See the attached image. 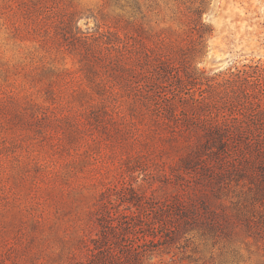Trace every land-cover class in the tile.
<instances>
[{
    "label": "rangeland",
    "instance_id": "1",
    "mask_svg": "<svg viewBox=\"0 0 264 264\" xmlns=\"http://www.w3.org/2000/svg\"><path fill=\"white\" fill-rule=\"evenodd\" d=\"M237 71L263 105L264 0H0V264L86 262L109 217L126 264H264L254 157L233 147L178 174L203 140L156 113Z\"/></svg>",
    "mask_w": 264,
    "mask_h": 264
},
{
    "label": "trees",
    "instance_id": "2",
    "mask_svg": "<svg viewBox=\"0 0 264 264\" xmlns=\"http://www.w3.org/2000/svg\"><path fill=\"white\" fill-rule=\"evenodd\" d=\"M194 26H196L195 23ZM144 58L145 60H154L157 62V66L163 64L160 59L155 57L151 59V55L146 53ZM165 63L169 66V69L174 70V79L182 83V77L177 74L178 68L176 67L174 69L175 65L173 59H167ZM125 66H122V69H127ZM256 72L257 70L254 71L253 74ZM184 78L187 85H189L188 80L191 79L192 76L185 73ZM250 78H253V76L247 75L244 71H237L236 73H230L229 76L223 78L220 83L215 85L206 84V89L200 90L196 98L192 94L188 95V102H190L188 103V108L184 106L186 101L180 98L178 103H180L182 110L179 114H175V111H172L176 108V104L170 103L173 99H160L156 109L158 116L172 112V118L175 119L176 122H180L179 124L184 129L183 131H187L188 133L192 132L203 140L180 160V164H178V174L189 175V171H197L201 163L207 162V165L200 169L201 174L205 175V173L211 172V169L216 166L214 161L216 163L219 161L217 158L220 157V154L227 153L233 147L241 148L242 159L244 161L249 160L250 157H254L255 165L252 166L250 164L248 166L246 164L251 174L254 173L256 176V171L262 172V174L264 173V104H260V100L255 97L256 94L254 96L247 91V84H253V82L249 80ZM258 78H260V76H257L254 81L256 82L257 94L262 95L264 98ZM210 81L212 82V80ZM183 90H185L184 95L191 93L189 92V88H183ZM181 115V119H178ZM237 166L239 169L242 168L239 164ZM123 173L129 177L128 166L124 167ZM133 198H138V202L143 210L145 209L148 211V206L149 209L154 208L151 207L150 199L143 193L138 196L133 192ZM164 209L165 211L163 214L167 218L169 214H171V216L177 215L180 217L178 225L174 228L175 230L188 229L191 231L193 229L191 225L199 219V216L195 215L194 212L190 210H179L177 208H172L169 204L162 203L160 210L163 211ZM114 221V219L109 217L108 228L110 232L103 233L98 241H92L93 248L87 250L89 255L86 262H77L75 264H126L125 252H123L117 244L118 242L128 243V240L125 238L119 239L116 230L120 227V222L115 226L113 224ZM131 227L133 228V226H129L127 229ZM152 229L153 232H151V236H154V231L156 233L158 228ZM124 247L127 249V247H130V244Z\"/></svg>",
    "mask_w": 264,
    "mask_h": 264
},
{
    "label": "water",
    "instance_id": "3",
    "mask_svg": "<svg viewBox=\"0 0 264 264\" xmlns=\"http://www.w3.org/2000/svg\"><path fill=\"white\" fill-rule=\"evenodd\" d=\"M218 63L216 62V63H214V65H217Z\"/></svg>",
    "mask_w": 264,
    "mask_h": 264
}]
</instances>
